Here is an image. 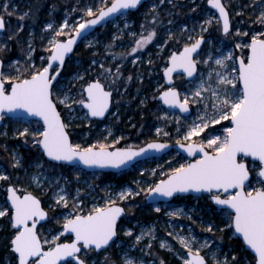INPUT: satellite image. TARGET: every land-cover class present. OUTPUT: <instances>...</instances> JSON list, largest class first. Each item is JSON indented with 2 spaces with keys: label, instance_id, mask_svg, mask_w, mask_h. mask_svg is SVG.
I'll return each instance as SVG.
<instances>
[{
  "label": "snow or ice",
  "instance_id": "1",
  "mask_svg": "<svg viewBox=\"0 0 264 264\" xmlns=\"http://www.w3.org/2000/svg\"><path fill=\"white\" fill-rule=\"evenodd\" d=\"M141 2L142 0H100L95 9L93 6H86L84 14L72 25H69L68 19L56 28L53 23H47L46 29L52 32L46 49L49 55L47 58L40 57L44 65L40 68L32 62L35 49L31 42L28 43L26 72H21L16 67L19 61H15L9 67L17 74H6L4 61L0 60V120H4L8 114L20 118L24 116L38 118L36 122L40 124L42 130L30 132L28 127H24L22 131L18 130L17 134L19 137L31 136L32 145L40 149L47 162L72 164L78 161L89 168H121L149 151L159 152L169 147L166 143L155 141L138 149L131 146L116 147L123 137L116 138L111 144L96 140L83 146L74 143L70 137L68 129L71 117L69 116L66 123L61 115V107L71 114L75 111L73 105H78L82 110L86 109L84 118L89 120L104 117L109 111L113 93L101 82V78L110 79L111 83L115 84L122 76L119 66L113 72L112 68H105L101 63L99 64L101 72L91 80H86L89 70L75 73L72 80L76 81L79 87L72 81L60 84L58 81L60 70L77 39L84 38L87 30L101 22H107L109 18L124 16L125 10L136 9ZM164 2L165 0H159L161 4ZM192 2L195 4L196 0ZM207 3L217 10L218 15L203 20L199 25L200 34L188 37L189 41L194 42L185 44L182 50L172 52L168 66L164 69L170 85L173 74L179 70L180 74L187 78L190 87L183 93L174 86L161 87L158 96L153 97L162 101L168 108L178 109L181 113H189L190 106L196 105L197 115L176 144L189 156L199 155V158L172 168L164 173L166 178L160 179L146 189L133 191L128 187L115 193L109 192L103 205L94 204L87 212L83 211V202L79 195L73 196L70 210L66 215L61 214L62 232L53 235L51 240L47 238L42 240L37 231V225L48 219V212L42 207L41 200L26 189L21 192L17 187L9 185L7 192L10 205L0 208V217H8L15 229L10 240V250L16 264H62V262L73 264V261L75 264H86V260L80 258L82 250L85 254L89 251L106 252L115 244L117 221L125 212L118 201L131 200L141 192L148 196L158 194L173 197L174 194L190 191L207 193L216 205L225 206L227 210L225 215L229 221L227 227L234 228L235 233L240 234L243 242L254 252V264H264V32L253 34L249 43L235 44L236 48L249 50L246 57L244 55L236 57L233 52H225L220 48L216 49L215 54L210 49L206 59L194 58V54L196 57L200 56L198 50L203 44H212L211 40H205L203 34L208 32L209 26L215 23L225 35L229 34L231 28L230 15L222 0H207ZM261 3L264 4V0H261ZM2 7L4 14L10 16L9 5L5 3ZM156 11L157 6L154 4L152 12ZM191 11L195 12L196 8H192ZM5 15H0V34L6 30ZM27 16L29 12L26 11L19 19L23 20ZM157 21L158 16L154 14L151 30L142 25L143 31L138 38L137 33H131L134 38L133 46L129 52L119 55L138 54L145 49L157 35L154 27ZM256 22L264 26V8L261 9ZM22 30L23 24L16 32L8 35L7 40L15 39ZM184 30H188L187 25H184ZM237 34L248 35L246 32L239 33V30ZM61 37L63 39H60ZM168 38L172 39L171 34ZM88 44L91 45L92 41H88ZM6 48V43H0V52ZM112 58L115 59L116 55L114 54ZM139 58V55H136V60ZM92 64L96 65L97 61L93 60ZM198 64L205 65V69L198 70ZM127 79L131 80L132 77L129 76ZM164 118L168 119L167 111L164 112ZM222 121H228L231 125L223 128L222 135L206 133L211 126ZM176 122L179 124V117L176 118ZM162 131L161 128L156 129L157 133ZM177 131L179 132V128ZM201 134L205 135L196 142L193 138H200ZM4 147L7 150V146ZM12 159L13 168L22 167L18 154L13 153ZM31 167L35 169L29 177L31 182L38 189L43 188L45 183L51 188L50 179L45 175L47 169L44 162H33ZM152 174H155L154 170ZM253 178L259 187L252 186ZM9 179L8 175L0 171V181ZM55 189L53 203L49 207L53 211L56 208L69 209L70 194L67 188L56 180ZM155 211L159 212L160 208H155ZM182 214H184L182 210L167 213L172 217ZM213 229L214 225L209 222L205 230L213 232ZM64 233L74 234V239L70 243H60V237ZM152 233L153 229L142 230L139 235L134 236V243L140 244L144 236H152ZM125 235L133 237L132 230H126ZM168 235L172 236L173 233L170 232ZM175 239L186 250L181 257L182 264H208L201 252L210 248V241L205 240L201 243L190 233L188 236L176 233ZM146 247L150 249L151 243L149 242ZM160 247L172 250L171 246L163 241ZM236 259L235 255L231 257V261ZM105 262L116 264L108 256H105ZM122 264L135 262L129 258L128 253H125ZM140 264H143V261ZM160 264L165 262L160 260ZM212 264L231 262L227 255L218 259L213 252Z\"/></svg>",
  "mask_w": 264,
  "mask_h": 264
},
{
  "label": "rangeland",
  "instance_id": "2",
  "mask_svg": "<svg viewBox=\"0 0 264 264\" xmlns=\"http://www.w3.org/2000/svg\"><path fill=\"white\" fill-rule=\"evenodd\" d=\"M223 1L230 11L232 31L225 35L215 23L209 26L208 32L203 34L206 41L211 40L212 44L205 43L200 51V56L196 57L198 60L206 59L207 52L210 49L215 54L216 49L220 48L224 49L225 52H233L236 57L239 55L246 57L249 50L236 48L235 44L249 43L253 34L264 32V26L256 22L257 16L264 8L261 0ZM99 2L100 0H0V15H5L2 7L5 3L9 5L8 12L11 13L10 16L5 15L6 30L0 34V43L7 44V48L0 52V57L6 61L5 73L17 74L9 67L15 61H19L16 67L21 72H26L29 42L35 49L32 62L35 63L37 68L44 66L40 57L47 58L49 54L46 51L48 39L52 35L51 30H47L45 25L51 22L56 28L65 19H68L69 25H72L84 14L83 10L86 6H93L95 9L96 4ZM154 4L157 6L156 13L152 12ZM13 8H15V11H13ZM192 8H196V11H191ZM73 9L76 11H73ZM26 11L29 12V16L20 20L19 18ZM154 14L158 16V21L154 25L157 33L154 40L138 54L119 55L129 52L133 46L134 38L131 33H137L136 38H138V35L143 31L142 25L148 30L152 29V16ZM214 15H218V13L210 8L207 0H196L195 4L192 0H165L163 4L159 3V0H147L139 10L127 12L124 16L110 21L88 35V38L82 42L77 56L68 64L72 71L62 75L58 79L59 83L63 85L72 81L79 87V84L72 80L73 75L77 72L84 73L85 70H89L86 79L91 80L97 73L101 72L99 68L101 63L104 64L105 68H112L113 72L119 66L122 76L116 80L115 84H112L110 79L101 78L103 82L116 89V97L114 98L116 109L102 125L85 119L84 113L86 110H82L78 105H73L75 111L71 114L61 107L66 123L69 116L71 117L69 132L73 135L72 141L86 146L96 140L111 144L116 138L123 137L122 140L126 142L123 147H140L150 140L176 143L197 115V107L191 105L193 108L191 114L185 116L178 109L172 110L164 107L160 100L153 99V97L158 96L161 87H168L163 71L168 66L170 54L182 50L185 44L194 42L189 41L188 37L198 36L200 34L199 25L202 21ZM21 24H23V30L19 31L13 39L17 44V46H14L13 40H7V36L16 32ZM125 25H127V28H125ZM184 25L188 26V30H184ZM237 30H239V33L246 32L248 35H238ZM145 34L147 33L145 32ZM170 34L172 39L168 38ZM60 39H63V37ZM88 41H92V44L89 45ZM109 45L111 46L109 47ZM14 51L17 52V55L12 56ZM114 54L116 55L115 59L112 58ZM136 55L140 57L138 60H136ZM93 60L97 61L96 65L92 64ZM134 60L135 63H133ZM149 61H152V63H149ZM198 65L200 71H203L206 67L205 65ZM129 76L132 77L131 80L127 79ZM174 86H177L182 93L190 87L186 77L181 74H176ZM141 101H144V103H141ZM135 111L139 112L138 121L134 120ZM165 111L168 113V119L164 118ZM177 117H179V124L176 122ZM8 118L9 116H5V122L0 128V157L9 160V167L7 168L4 162L0 161V171H3L10 179L0 181V208L10 205L7 200L9 184H13L21 192L25 189L28 192H34L43 200V205L49 212L47 222L37 228L42 240L45 238L51 240L53 235L62 232L61 214L66 215L68 213L73 196L79 195V199L83 202V211L87 212L94 204L103 205L109 192L115 193L128 187L132 188L133 191L140 188L146 189L160 179L166 178L164 173L191 160L180 151L172 149L162 156L138 161L137 164L126 171L110 172V175L105 174L104 176L100 171L89 172L77 165L67 166L55 162L49 163L44 159L43 154H39L35 156L33 162H44L45 169H47L45 175L49 177L52 187L50 188L49 184L45 183L43 188L38 189L29 178L35 172V169L31 167L33 162L25 164V157L22 152V148H38L32 145L31 136L19 137L17 133L18 130L22 131L24 127H28L30 132L37 129L42 130V128L36 121L25 122L23 119ZM83 126L88 129L82 130L81 127ZM229 126L231 125L228 121H222L220 124L211 126L206 130V133L222 135L223 128ZM157 128H161L162 133H157ZM178 128L179 132L177 131ZM92 129H95L93 134L91 133ZM128 129H132V131H126ZM163 133H168V135L165 136ZM204 135L201 134L200 138L193 139L199 142ZM3 137H8L14 142L12 151L6 156L3 154L6 151L5 142H2ZM26 140L27 142H25ZM13 153L18 154L21 158L22 167H12L14 163ZM153 170L155 174H152ZM77 175L79 181H77ZM56 180H59L60 185L66 187L70 194L69 209L56 208L53 211L49 207L53 203L52 196L53 191L56 190ZM251 183L253 187L260 186L254 178ZM147 196L145 192H141L139 196L131 200L118 201L119 204L125 206L126 214L118 223V235L115 238V244L109 247L106 252L89 251L85 254L83 251L80 256L88 264H106L105 256H108L111 261H115L116 264H122L125 253H128L129 258L135 264H140L141 261H143V264H160V260H163L165 264H182L181 257L184 256L186 250L175 239L176 233L185 236L190 233L201 243L205 240L210 241V248L201 252L207 257L209 264H212L213 252L216 253L218 259H222L227 255L231 264L234 262L231 261L233 255L236 256V261L239 260L240 264H254V255L251 254L249 249H246L242 242L241 244L237 243V245L229 243L232 239L237 238V235L233 228L227 227L229 223L225 215L227 210L219 209L212 203L209 194L181 195L169 202L161 201L160 203L149 204L146 200ZM211 203L213 206H211ZM157 207L160 208L159 212L155 211ZM176 210H182L184 214L176 217L167 215L168 212ZM209 222L214 225L213 232L205 230ZM128 229L132 230L133 237L125 235ZM148 229H153L152 236H144L140 244L136 245L134 236L139 235L142 230ZM220 229H223V231ZM14 232L15 229L9 218L0 217V251L2 252H0L2 255L0 264H16V259L10 250V240ZM170 232L173 233L172 236L168 235ZM72 238V236H64L63 234L59 242H65ZM162 241L170 245L172 250L161 248ZM149 242L151 243L150 249L146 247ZM224 243L227 245L226 247ZM45 248H47V245H45ZM63 264H66V262ZM73 264H75L74 261Z\"/></svg>",
  "mask_w": 264,
  "mask_h": 264
},
{
  "label": "water",
  "instance_id": "3",
  "mask_svg": "<svg viewBox=\"0 0 264 264\" xmlns=\"http://www.w3.org/2000/svg\"><path fill=\"white\" fill-rule=\"evenodd\" d=\"M147 2V0H142V2H141V4L140 5H138V7L136 8V9H129V10H125L126 11V13L127 12H130V11H137V10H139L140 8H141V6L143 5V4H145ZM222 2L224 3V1L222 0ZM225 4V3H224ZM211 8H212V6L211 5H209ZM226 6V5H225ZM226 8H227V6H226ZM213 9V8H212ZM215 10V9H214ZM227 10H228V12H229V15H230V11H229V9L227 8ZM216 12H217V10H215ZM218 13V12H217ZM118 17H120L119 15H117V16H115V17H113V18H109L108 20H107V22H101V24H99V25H95V26H93V28L92 29H89V30H87L86 31V33H85V35H84V38H78L77 39V43L73 46V50H72V52H70L67 56H66V58H65V63H64V65H63V67L61 68V70H60V76H61V74H62V71H63V68H64V66L66 65V63L68 62V58H70L71 57V55L75 52V50L78 48V45L80 44V43H82L86 38H88V35H90L92 32H94V31H96V30H98L99 29V27H102V26H104L105 24H107V23H109L110 21H112V20H114V19H116V18H118ZM91 17H89V18H87V19H90ZM230 23H231V28H232V19H231V15H230ZM231 28H230V31H231ZM205 40H206V38H205ZM204 45L205 44H203L202 46H201V49L200 50H198L199 52L202 50V48L204 47ZM175 52H177V51H175ZM240 56V55H239ZM238 56V57H239ZM194 58H196V56H195V54H194ZM0 60H3L4 61V59L3 58H1L0 57ZM5 62L6 61H4V65H5ZM168 63H169V61H168ZM56 67V65L54 64V68ZM198 70H199V65H198ZM176 74H180V71L178 70L176 73H174L173 74V81H172V83H171V85L169 84V82H168V80H167V77L165 76V73H164V71H163V75L166 77V83L168 84V86H174V83H175V76H176ZM60 76L58 77V79L60 78ZM187 79V78H186ZM101 82L102 83H104L102 80H101ZM55 83V82H54ZM175 87V86H174ZM107 88V87H106ZM176 88L179 90V88L176 86ZM112 93H113V90H112ZM162 102V101H161ZM112 105V104H111ZM111 105H110V108H111ZM162 105L164 106V107H167L168 108V106L167 105H164L163 103H162ZM110 108H109V111L105 114V116L104 117H99L98 119H100V120H103L108 114H109V112H110ZM190 108H191V110H190V112L189 113H182L183 115H185V116H188L189 114H191V112H192V110H193V108L190 106ZM172 110H177V109H172ZM61 115H62V117H63V114L61 113ZM8 116H10V117H13V118H17V116H15L14 114H8ZM18 118H20V117H18ZM24 119H30V120H36L37 121V119L38 118H35V117H31V116H24L23 117ZM4 121H5V119L4 120H0V128L2 127V125L4 124ZM42 123V122H41ZM70 134V133H69ZM70 137H71V139H72V136H71V134H70ZM153 141H155V142H161V143H166V144H168L169 145V147L167 148V149H164V150H161V151H159V152H157V151H149L148 153H146L145 155H141V156H139V157H137L135 160H133L132 162H130L127 166H125V167H121V168H114V167H106V168H99V167H92V168H89V167H87V166H84V165H82L80 162H74V163H72V164H67V163H57V162H55V163H57V164H60V165H62V164H64V165H67V166H80L82 169L84 168L86 171H89V172H94V171H100V172H112V173H116V172H122V171H126V170H128V169H130L131 167H133L135 164H137V162L138 161H141V160H147L148 158H151V157H158V156H162V155H164V154H166V153H168L170 150H172V149H174V150H176V151H180L182 154H184V155H186V156H188L189 158H191V160H193V159H198L199 158V155H197L196 157H191V156H189L188 155V153L184 150V149H181V148H179V146L176 144V143H170V142H165V141H162V140H150V141H148L147 143H150V142H153ZM146 143V144H147ZM145 144V145H146ZM145 145H143V146H140V147H144ZM116 147H120V146H116ZM125 147H129V146H125ZM133 148H139V147H133ZM190 160V161H191ZM10 185H13V184H10ZM14 186V185H13ZM246 190V189H245ZM247 191V190H246ZM31 193L33 194V195H35V196H37L34 192H32L31 191ZM204 192H195V191H190V192H188V193H182V194H174V196L173 197H164V196H160V195H158V194H153L152 196H147L146 197V200H147V203L149 204V203H160L161 201H165V202H169V201H171L173 198H175V197H177V196H181V195H184V196H191L192 194L193 195H202ZM207 194V193H206ZM38 197V196H37ZM39 198V197H38ZM40 199V198H39ZM7 200H8V194H7ZM41 200V203H42V207H44V205H43V200L42 199H40ZM9 201V200H8ZM212 201V200H211ZM9 203H10V201H9ZM212 203H214L215 204V202L214 201H212ZM216 205V204H215ZM120 206L121 207H123L124 209H125V212H124V214H122V216H121V218L117 221V226H118V223L121 221V219L125 216V214H126V208H125V206H123V205H121L120 204ZM219 209H225V206H219V205H216ZM44 209H45V207H44ZM45 211L46 212H48V210H46L45 209ZM48 218H49V212H48ZM47 220L48 219H46V220H44V221H41L38 225H37V228H38V226L39 225H41V224H43L44 222H47ZM234 229V228H233ZM235 232V231H234ZM38 234H39V232H38ZM239 238H241V240H242V243L244 244V246L246 247V249L248 250L249 248H248V246L243 242V238H242V236L240 235V234H238V233H235ZM65 235H69V236H72L73 238L71 239V240H68V241H65V242H61V243H70L73 239H74V234H70V233H64V236ZM117 235H118V228H117ZM117 237V236H116ZM115 237V238H116ZM115 238H114V240H115ZM250 250V249H249ZM83 252V250L81 251V253ZM250 252H251V254L252 255H254V252L252 251V250H250ZM80 253V254H81ZM201 255H203V254H201ZM80 258L81 259H83L81 256H80ZM69 259H71V258H69ZM205 259L208 261V259H207V257H205ZM64 262H62V264H63ZM86 264H88V262H86ZM208 264H209V262H208Z\"/></svg>",
  "mask_w": 264,
  "mask_h": 264
},
{
  "label": "trees",
  "instance_id": "4",
  "mask_svg": "<svg viewBox=\"0 0 264 264\" xmlns=\"http://www.w3.org/2000/svg\"><path fill=\"white\" fill-rule=\"evenodd\" d=\"M13 45L17 46L16 41H14V40H13ZM80 48L81 47L78 46L77 52L80 50ZM14 55H17L16 51H14L12 53V56H14ZM68 64L69 63H67L66 66L64 67V69H63L64 71H63L62 75L68 74V73H70L72 71V69L70 67H68L69 66ZM81 128L83 130V129H85V126H83ZM72 137H73V135H72ZM2 142H5V145L7 146V150L3 152V154L6 156L9 152L12 151L14 142L11 141L8 137L7 138L3 137ZM22 152H23L24 157H25V164H29L30 162H33L34 159L36 158L35 157L36 155H39V154L42 155V153H41V151L39 149H34L33 147L22 148ZM0 161L2 163L4 162V164L7 166V168L9 167V162H8L9 160L8 159L0 157ZM102 174L105 176V174L110 175L111 173L110 172H105V173L102 172ZM211 206H213L212 203H211ZM226 242H227V239H226ZM241 242L242 241H241V239L239 237L234 238L231 241H229V243L234 244V245H237V243L241 244ZM224 245H225V247L227 246L225 243H224ZM1 253H0V258L2 256ZM232 264H240V262L238 260V261H234Z\"/></svg>",
  "mask_w": 264,
  "mask_h": 264
},
{
  "label": "flooded vegetation",
  "instance_id": "5",
  "mask_svg": "<svg viewBox=\"0 0 264 264\" xmlns=\"http://www.w3.org/2000/svg\"><path fill=\"white\" fill-rule=\"evenodd\" d=\"M6 20V19H5ZM82 45V43H80L78 46H81ZM78 49V48H77ZM77 49L75 50V52L71 55V57L69 58V60H68V62L67 63H71L73 60H74V57H76L77 56ZM91 77V76H90ZM89 77V78H90ZM87 80V79H86ZM90 80V79H89ZM105 83V82H104ZM105 85H106V87L107 88H110L111 90H113V95H112V105H111V108H110V112H109V114L103 119V120H100V119H98V118H91L90 120H91V122L93 121V122H96V123H98L99 125H102L104 122H105V120L107 119V118H109L111 115H112V113L115 111L114 109H116V107H115V100H114V98L116 97V89L114 88V87H111V86H109V84H107V83H105ZM86 110V109H85ZM62 113V112H61ZM135 116H134V120H137L138 121V119H139V112L138 111H135V114H134ZM11 118H13V117H10L9 116V118L8 119H11ZM13 119H23V120H25V121H27V120H29V121H36V120H30V119H24V118H13ZM88 128H85V130H87ZM126 131H132V129H128V130H126ZM93 132H95V129L93 130L92 129V131H91V133L93 134ZM92 134H91V136H92ZM71 136H72V134H71ZM90 136V137H91ZM93 138V137H92ZM126 142H124V140H121L120 142H119V144L118 145H116V146H120V147H123V145L125 144Z\"/></svg>",
  "mask_w": 264,
  "mask_h": 264
}]
</instances>
